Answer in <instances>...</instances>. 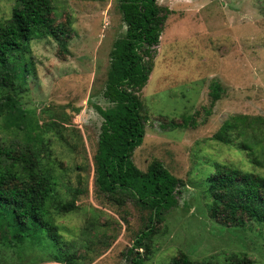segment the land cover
Returning <instances> with one entry per match:
<instances>
[{
	"label": "rangeland",
	"instance_id": "1",
	"mask_svg": "<svg viewBox=\"0 0 264 264\" xmlns=\"http://www.w3.org/2000/svg\"><path fill=\"white\" fill-rule=\"evenodd\" d=\"M13 3L0 0V21L10 15ZM57 3L66 49L51 38L30 41L26 55L33 69L27 88L17 95L29 126L8 125L0 117V136L23 141L41 132L62 198L68 200V190L75 187L82 190L75 199L77 208L57 219L63 241L73 243L79 264H123L122 252L145 226L147 211L132 201L117 204L99 191L93 156L101 115L109 105L102 95L109 52L126 26L117 0ZM157 4L171 12L154 47L149 79L139 93L147 121L132 160L145 170L157 159L184 184L177 188V206L157 226L152 253L144 264H170L180 252L201 261L222 251L246 252L254 264H264V226L225 227L215 222L208 216L201 185L214 161L264 175V162L250 163L235 146L211 139L229 114L264 116V0H157ZM213 82L222 89L214 102ZM185 115L193 124L168 125L181 122ZM50 122L60 125L61 132L46 126ZM0 264L65 263L54 261L30 241L16 245L0 241Z\"/></svg>",
	"mask_w": 264,
	"mask_h": 264
},
{
	"label": "trees",
	"instance_id": "2",
	"mask_svg": "<svg viewBox=\"0 0 264 264\" xmlns=\"http://www.w3.org/2000/svg\"><path fill=\"white\" fill-rule=\"evenodd\" d=\"M57 2L14 0L10 15L0 21V117L6 118L8 125L29 126L17 95L27 88V76L33 69L26 55L30 41L51 38L66 49L67 35L57 21ZM117 9L126 29L109 52L102 92L109 105L101 115L93 159L98 189L106 198L120 205L132 201L147 211L145 226L122 252L123 264H144L152 253L157 226L165 213L177 206V188L184 184L157 159L145 170L132 160L134 150L143 142L147 121L139 93L149 79L154 47L171 11L157 0H117ZM211 88L214 102L220 99L222 89L217 82ZM190 124L193 120L188 115L182 116L181 122H168L172 128ZM46 126L61 132L55 122ZM41 137L40 131L23 141L0 136V241L12 245L30 241L37 250L50 253L54 261L79 264L78 255L71 250L73 243L62 239L57 219L77 208L75 199L82 190L75 187L68 190V200L62 198L51 152L44 149ZM211 139L235 146L250 163L264 162V116L229 114ZM201 185L208 216L215 222L225 227L264 226V175L214 161ZM170 264H254V260L246 252L222 251L197 261L180 252Z\"/></svg>",
	"mask_w": 264,
	"mask_h": 264
}]
</instances>
